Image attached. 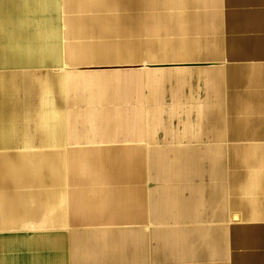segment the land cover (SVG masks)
<instances>
[{"label": "crops", "instance_id": "crops-1", "mask_svg": "<svg viewBox=\"0 0 264 264\" xmlns=\"http://www.w3.org/2000/svg\"><path fill=\"white\" fill-rule=\"evenodd\" d=\"M55 1L0 0V264H264V0Z\"/></svg>", "mask_w": 264, "mask_h": 264}, {"label": "rangeland", "instance_id": "rangeland-1", "mask_svg": "<svg viewBox=\"0 0 264 264\" xmlns=\"http://www.w3.org/2000/svg\"><path fill=\"white\" fill-rule=\"evenodd\" d=\"M58 2V3H57ZM57 2L55 1V3H57L58 5H62L63 3V0H57ZM212 65H213V67H215V68H213L212 67ZM220 64H216V65H214V64H211L210 63V65H209V67H211V69H219V70H222V71H227V69H229V67H218V68H216L217 66H219ZM202 70H204V69H202ZM205 70H209V69H205ZM227 85V84H226ZM144 96H146V90H145V93H144ZM225 105H226V107H232V103H234L233 102V100H230V99H228V98H226V100H225ZM140 104V106H139V108L142 110V112L144 113V114H147V110H148V108H149V105L150 104H148V100L146 99V97H145V99L142 101V102H140L139 103ZM227 115V111L226 112H224V117ZM226 120H229L230 118H228L227 116H226Z\"/></svg>", "mask_w": 264, "mask_h": 264}]
</instances>
